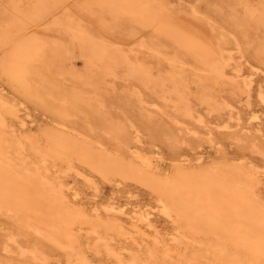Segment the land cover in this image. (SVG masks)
<instances>
[{"label": "rangeland", "instance_id": "obj_1", "mask_svg": "<svg viewBox=\"0 0 264 264\" xmlns=\"http://www.w3.org/2000/svg\"><path fill=\"white\" fill-rule=\"evenodd\" d=\"M12 3L0 0L1 22L5 15L13 17ZM32 11L14 15L17 23L0 48V99L17 113L7 115L11 134L39 140L45 148L44 132L64 131L114 157H149L163 175L176 168L253 169L264 201V0H41ZM97 48L106 53L109 67L98 63L102 51ZM51 161L50 173L64 183L71 204L91 217L117 219L127 229L126 238L111 241L126 264L147 257L143 251L155 247L156 236L159 249H173L167 264L201 251L194 238L178 230L175 216L163 213L147 185L102 174L82 161H70V170L59 159ZM24 216L0 206V259L7 264L32 260L30 251L42 244L51 264H63L62 250L32 233ZM86 228L81 234L91 264H117L103 247L92 249L99 240ZM22 248L28 250L25 256ZM129 254H136L137 262ZM142 260L138 264H145Z\"/></svg>", "mask_w": 264, "mask_h": 264}, {"label": "bare ground", "instance_id": "obj_2", "mask_svg": "<svg viewBox=\"0 0 264 264\" xmlns=\"http://www.w3.org/2000/svg\"><path fill=\"white\" fill-rule=\"evenodd\" d=\"M39 1L41 0H26V2L21 4V0H13V14L15 15L18 13L15 16H21L26 15L28 12L32 13L35 6H38ZM26 7L28 11H25ZM14 15L13 17H11L12 15H5L6 18H4L2 22L0 21V48L1 45L6 42L9 33L17 23V19ZM78 25L81 24L78 23ZM86 29L87 28H85V30ZM26 30H29V28H26ZM84 41L86 40L84 39ZM92 42H90V44H92ZM93 45L94 44H92V46ZM92 46L91 48H93ZM103 47L105 48V46ZM82 50H84V47ZM228 54L231 55L229 52ZM221 55H223V52ZM85 56L87 57V54ZM107 60L106 53L102 51L98 63H100L102 67L107 68L109 67L106 62ZM211 67L213 66L211 65ZM219 69L221 70L220 72L223 73L225 67L222 66ZM63 73L61 74L63 75ZM69 79H71V77ZM114 87L116 88V86ZM95 93L97 94L98 92L95 91ZM159 95H157V97ZM164 99L166 98L164 97ZM102 106L104 107L103 104ZM7 115L17 116L16 110L12 107L10 108L6 106V104L0 99V206L7 208L9 211H16L21 214L23 213V215L25 214L24 217H26V222L31 228L32 233L35 232L37 235H41V237L43 235L45 242L54 244L56 246L55 249L58 247L62 250L61 253L64 254L63 257L65 258V260L62 261L63 264H91L85 246L83 245L81 234V230L85 227H87L92 233H95L98 237L99 241L93 244V250L98 252L103 247V249L109 254H112L111 258L112 256L116 257L117 264H126L124 260L125 257L121 255L122 252L115 251L113 247H111V241L115 237L126 238L129 234L124 225L118 222L117 219L107 220L101 218L97 214L94 217H91L88 214L89 212L87 211V213L81 206L73 205L69 202L65 194L64 183L50 173V167L52 165L51 160L55 159L65 162L68 170L72 168V160H78L90 164L96 169V171L102 174L120 176L123 179L133 178L135 181L137 180L150 187L153 192L156 193L158 201L162 206L163 213L168 217L174 215L175 220L179 225L178 230L180 228L184 229L183 232H187L189 234L188 237L194 238L201 245H199L201 247L200 252L197 251L192 253L189 251V253L193 255L186 258V253L185 256L182 257V259H185H183L181 263L179 262L180 264H202L203 262L206 264H264V201H262L261 196L258 194V177L256 175L257 172L253 169H245L244 167L239 166H219L207 170L198 169L189 171L176 168L170 174L163 175L164 173L159 174L158 170L155 171L153 169L155 163L152 164V160L149 157H143L141 156L142 154L137 155L136 158H141L138 161H136V158V160L128 161L120 156L114 157L105 150L94 148L88 140L84 138L79 139L78 136L74 137L72 134L64 131L44 132L46 137V147L42 148L43 146L40 147L42 144L40 145L39 140L33 141L28 138L22 139L21 137H17L16 134H11L9 132L10 123L8 124ZM195 120H198V118ZM39 149H42V152L41 156L39 155L38 157L36 151ZM111 206V209L117 210L112 204ZM114 217L116 216L114 215ZM149 217H145L144 220L148 218L145 222L148 226L152 227ZM141 218H143V216L139 217V220H141L143 224V219ZM177 227H175V229ZM175 234H178V232ZM150 236H152V233ZM168 236H170V234ZM153 237L155 236H152V238ZM176 237L174 239L177 241ZM183 237L178 239L180 245L181 243H184ZM119 239L120 238H118V241ZM147 239L149 240V238ZM174 239L171 238L170 240L175 241ZM153 240L155 241L152 242H156L154 245L155 247L153 248L152 245V250H150L151 248L149 249L150 252L143 251L146 252L144 254L148 253V256L146 255L147 257H145L147 264L157 263L158 258H161L160 261L163 262H159L158 264H164V262L167 264L166 258L168 257L167 259H169V257L172 256L170 255V252H173V249L167 246H162L161 249H159L160 247L158 248L157 246L160 245L158 244L160 242L159 237L156 236ZM189 240L191 241V239ZM172 241L171 246H173ZM185 242L188 243L187 240ZM121 244L118 250L121 248ZM193 244L194 243H192V245ZM41 245L39 246L40 248H34L35 250L30 251L32 254V260L27 259V261H20V264H51L48 253L43 249L45 246ZM194 246L198 245L194 244ZM149 247L151 246L149 245ZM175 248L177 247H174V249ZM3 249L9 253L7 246H4ZM121 249L123 250V248ZM129 249L132 250L131 248ZM157 249L161 254L160 257H157ZM140 250L145 249L143 248ZM179 251L180 249L177 252ZM182 251L185 252V250ZM138 252L141 253L139 250ZM175 252L176 250H174L173 254H176ZM27 253L28 250L26 251L23 249L22 256H25ZM181 253L180 256L183 255H181ZM174 257L175 256L173 255V258ZM129 258H131L134 263L138 260L136 254H133ZM145 258L139 257L140 261L138 260L137 264L141 262L142 259L145 260ZM170 258L172 259V257ZM174 260H177V258ZM179 260L181 261V257ZM205 260L208 262H205ZM169 261L170 259L168 260V263ZM171 261H173V259ZM7 262L8 260L6 261V259H0V264H7ZM146 262L144 261L145 264Z\"/></svg>", "mask_w": 264, "mask_h": 264}]
</instances>
